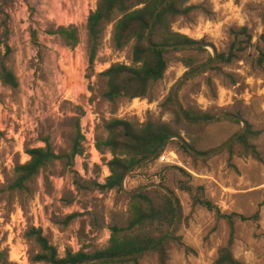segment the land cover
<instances>
[{
	"label": "rangeland",
	"instance_id": "rangeland-1",
	"mask_svg": "<svg viewBox=\"0 0 264 264\" xmlns=\"http://www.w3.org/2000/svg\"><path fill=\"white\" fill-rule=\"evenodd\" d=\"M97 1L0 0V67L6 64L19 82L12 88L0 78V247L9 262L47 264L32 261L40 253L30 235L32 229L42 230L60 258L70 251L84 249L94 254L106 249L112 227L126 228L132 217L127 192L148 186L146 173L158 175L153 178L157 183L166 173L180 205L177 226L167 243L169 264H217L220 251L232 237L226 220L193 205L190 195L180 188L182 182L194 192L203 188L205 198L224 214L252 217L259 213L258 221L235 224L232 252L244 264H264V62H259L264 55V0H189L184 7L199 8L176 17L172 29L200 42L208 53L189 50L192 48L170 53L165 76L152 85L148 98L115 102L105 98L108 86L101 73L116 64L130 66L133 43L117 49L110 26L91 68L87 24ZM69 26L78 29L80 42L75 48L57 34L61 27ZM234 44L243 49L236 51V58L229 63L219 60V56L229 55ZM190 58L198 69L212 65L182 85L181 105L211 117H241L257 133L251 143L262 161L246 156L238 141L198 161L170 150L177 156L172 157L176 164L158 161L146 169H134L126 178L124 191L119 192L96 186L104 185L110 176L107 165L112 155L89 152L85 160L94 162L92 176L82 178L78 170L84 166L88 171L87 163L70 157L82 129L93 126L96 135L103 137L105 123L112 119L138 126L173 121V114L162 105L191 72L184 65ZM233 121L225 118L201 126L197 149L210 154L231 142L244 127L241 121L240 125ZM47 145L60 158L44 167L28 190H12L15 167L30 159L27 151ZM171 166L184 169L190 177L175 169L165 172ZM151 233L160 235L156 229ZM141 264L159 263L151 256Z\"/></svg>",
	"mask_w": 264,
	"mask_h": 264
},
{
	"label": "trees",
	"instance_id": "trees-1",
	"mask_svg": "<svg viewBox=\"0 0 264 264\" xmlns=\"http://www.w3.org/2000/svg\"><path fill=\"white\" fill-rule=\"evenodd\" d=\"M164 1H97L96 9L90 14L87 24L88 48L90 52L89 63L91 68L94 67L96 62L101 40L110 26H113V40L117 49H123L133 43V58L130 66L116 64L101 73V76L107 80L108 90L105 94L107 101L115 102L121 98L128 100L148 98L152 85L162 80L165 76L168 68L167 56L173 52L183 51L182 49H152L147 44L146 37L150 24L155 12ZM188 1L173 0L163 9L151 29L150 42L152 45L174 46L181 44H200V42L194 41L186 35L174 32L172 29L176 17L187 16L193 10L199 8L196 6L184 7ZM242 32L247 36L246 30ZM57 34L72 48H75L80 42L78 29L74 26L61 27ZM189 50L205 54L208 53L203 47ZM242 50V47L237 48L236 44H234L229 55H221L219 56V60L229 63L236 58V51ZM208 57L209 62H212V56L209 54ZM259 62H264V55H261ZM184 65L190 68L191 72L198 70V68L194 67V60L192 58L190 60L185 59ZM0 78L4 84L12 88L19 86L16 75L6 64H2L0 67ZM178 98L180 101V93L178 94ZM162 107L173 114V121L160 123L148 121L142 126H138L124 119H112L105 123V136L96 135V141L99 151L109 152L112 155V159L107 165L110 176L106 179L104 185L96 183L97 187L106 191L117 190L123 192V180L134 165L156 155L155 158L139 166L133 172L146 169L155 162H161V157L173 150L177 151L181 156L190 157L196 161L200 160L178 139L170 140L165 150L161 152L165 142L173 136L185 139L193 150L206 155L204 151L197 149L200 138L196 136L204 127L188 125L184 121L176 107L173 93L164 101ZM183 110L186 116L194 122L206 121L213 118L199 111L187 110L184 107ZM233 122L240 125V121ZM183 132L187 136L184 137ZM256 134L248 127L239 138L238 143L243 146L246 156H250L257 161H262V156L258 148L251 143L252 136ZM82 140V136L79 135L74 142L70 155L72 159L84 154L85 149L81 144ZM27 155L30 157L29 161L15 167V178L10 186L12 190H28V185L40 174L41 170L60 158L54 153L50 145L29 149ZM174 169L182 173V175L190 177L187 171L175 166L167 167L165 172ZM157 176H149L146 173L145 179L148 182L147 184H159L174 193L168 186L171 178L170 175L167 177L166 173L163 176L159 175L161 179L158 183L153 180ZM180 188L190 195L194 206L199 205L206 208L208 211L213 212L219 219L226 220L231 226V240L227 247L220 251L217 264H244L237 260L232 252L234 227L238 221H258L260 214L256 213L252 217H246L237 213L227 215L222 213L212 201L205 198L203 188L200 187L197 192H194L191 185L183 182L180 183ZM134 190L136 189H132L131 191ZM128 198L132 202V217L126 228L112 227L111 239L106 249L97 251L94 254L87 253L84 249L76 253L70 251L64 258H60L58 250L50 244L49 240L43 235L42 230L32 229L30 235L36 239L40 246V253L35 255L32 261L34 263L47 264H85L88 260L132 255L156 248L169 237L176 223V203L168 193L158 187L148 188L143 192L128 196ZM153 229L158 230L160 235L151 233ZM173 241L181 246L183 245L179 238H173ZM151 256H156L159 264H169L168 246L165 245L150 255H142L125 260L98 261L88 264H141ZM0 264H15L9 262L6 251L1 249V247Z\"/></svg>",
	"mask_w": 264,
	"mask_h": 264
},
{
	"label": "water",
	"instance_id": "water-1",
	"mask_svg": "<svg viewBox=\"0 0 264 264\" xmlns=\"http://www.w3.org/2000/svg\"><path fill=\"white\" fill-rule=\"evenodd\" d=\"M173 0H165L162 5L157 9V11L155 12L154 14V17L152 19V22L150 24V28L148 30V33H147V37H146V40H147V44L149 47H151L152 49H159V50H170V49H184V48H199V47H204V45H199V44H185V45H174V46H154L151 44L150 42V33H151V29L155 23V21L157 20L159 14L163 11V9L169 4L171 3ZM216 58V57H215ZM212 65V63L208 66H204V67H201L199 68L198 70L196 71H193V72H190L188 73L187 75H185L179 82L178 84L176 85V88L174 89V92H173V95H174V101H175V104H176V107L180 113V115L182 116V118L184 119V121L188 124V125H192V126H203V125H207V124H211L213 122H217L221 119H225V118H228V119H233L235 121H241L243 123V129L242 131L229 143H227L226 145H224L222 148H220L219 150L217 151H214L210 154H206V155H203V154H200L198 151L196 150H193L188 142L183 139V138H178L176 136H173L171 138H169L161 152H163L168 144V142L170 140H174V139H178L180 140L188 149L189 151L195 155L196 157L198 158H210L211 156L219 153V152H222L224 150H227L230 146H232L235 142H237L239 140V138L243 135V133L246 131V128H247V122L243 121V119L235 116V115H232V114H224V115H220V116H216V117H213L212 119L210 120H206V121H200V122H194V121H191L187 116L186 114L184 113V110H183V107L179 101V98H178V94H179V90L180 88L182 87V85L187 82L190 78L198 75L199 73L203 72L204 70H206L208 67H210ZM156 155L150 157V158H147L139 163H137L136 165H134L130 170L129 172L127 173V175L125 176L124 180H123V187H125V183H126V178L128 177V175L136 168H138L139 166L149 162L150 160H152L153 158H155ZM152 187H158V188H161L163 189L166 193H168L170 195V197L174 200V202L176 203V208H177V220H176V223L169 235V237L163 242L161 243L160 245H158L156 248H152V249H148L146 251H143V252H139V253H136V254H132V255H126V256H117V257H113V258H102V259H95V260H88L87 262H85V264H88V263H95V262H98V261H110V260H125V259H131V258H136V257H139V256H142V255H145V254H150L152 252H155L157 249L167 245V243L171 240V238L173 237V234H174V231H175V228L177 226V222H178V219H179V215H180V205H179V202H178V199L176 197V195L174 193H172L170 190L162 187L161 185L159 184H152V185H148V186H144V187H141L137 190H134V191H131V192H127V194L129 195H135V194H138L140 192H143L145 190H147L148 188H152Z\"/></svg>",
	"mask_w": 264,
	"mask_h": 264
},
{
	"label": "built area",
	"instance_id": "built-area-1",
	"mask_svg": "<svg viewBox=\"0 0 264 264\" xmlns=\"http://www.w3.org/2000/svg\"><path fill=\"white\" fill-rule=\"evenodd\" d=\"M81 136L83 138V146L85 147L86 151L83 155L77 156L78 159H80L82 162L87 163L88 165V171H85L84 166L81 167L80 170H78V173L82 178H90L87 177V175H91V168L94 164V162L91 161H86L85 158L87 156V153H91L92 155H99L100 151L97 149V141H96V133H95V128L92 126L88 130L83 128L82 131L80 132ZM172 157L176 158L174 153L167 152L164 156L161 157V162L162 163H167V164H176L175 160L172 159ZM93 161V158H92Z\"/></svg>",
	"mask_w": 264,
	"mask_h": 264
}]
</instances>
